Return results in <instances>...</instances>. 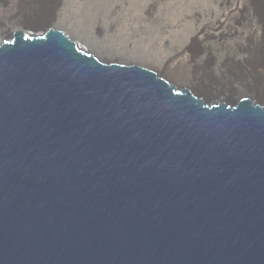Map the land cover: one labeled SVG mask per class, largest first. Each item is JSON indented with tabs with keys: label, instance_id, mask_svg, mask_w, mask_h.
Returning a JSON list of instances; mask_svg holds the SVG:
<instances>
[{
	"label": "water",
	"instance_id": "water-1",
	"mask_svg": "<svg viewBox=\"0 0 264 264\" xmlns=\"http://www.w3.org/2000/svg\"><path fill=\"white\" fill-rule=\"evenodd\" d=\"M155 77L4 42L0 264H264V109Z\"/></svg>",
	"mask_w": 264,
	"mask_h": 264
},
{
	"label": "bare ground",
	"instance_id": "bare-ground-1",
	"mask_svg": "<svg viewBox=\"0 0 264 264\" xmlns=\"http://www.w3.org/2000/svg\"><path fill=\"white\" fill-rule=\"evenodd\" d=\"M70 1L11 0L8 8L6 5H1L0 47L4 42L13 41L16 32L22 31L23 35L36 38L45 37L52 29L54 32L63 33V36L72 41L80 52L93 56L100 64L126 68L138 67L150 71L156 74V79L165 81L169 88L175 87L174 94L184 89L189 90L192 97L202 100L204 102L203 106L208 107V109H211L212 106L217 107L225 104V108L229 107L230 110H234L240 102L245 100H250L252 107L258 106L264 109V102L258 99L264 93L257 86L248 85L244 77L236 78L235 81L229 79L230 81L219 82L214 81L213 74L208 75L209 77H206V80H198L191 76L180 78L177 70H173L169 68V64H165L168 62L154 65L160 73L155 68L145 64L143 53L138 48L126 46L122 41H120V44L115 42L116 33L113 31L115 26L113 18L115 16L110 9L128 8L126 0H118L116 3L115 0H106L104 4L101 3L103 0L96 3L90 0L91 2L80 5L81 15L89 17L92 22L89 25L90 27L86 26L85 21L82 22L80 19L79 21L70 17L67 18L68 21L66 22L69 25L66 29H69L70 33L59 27H53L51 22L53 23L58 15V17H61L60 21H63L67 16L65 13L66 6ZM209 2H211L210 11H214L210 18L213 20L200 28L199 33L202 36L209 35L212 37L217 34L220 36V40L224 38H241L244 40V47H235L234 49V57L240 56L236 58V61L250 63L253 56H257V54L264 56V0H209ZM155 5H157L155 2L147 6L140 5L141 13L139 16L141 20L148 22L149 18H153ZM104 9L109 10V12L106 13ZM245 26L249 28L246 29ZM39 29L41 31H38ZM243 31L248 32L250 37H245L247 34ZM248 43L250 44L246 47ZM252 45L255 47V51L252 50ZM230 51L231 49L221 51V54H226V56H221L220 59L231 58L228 55ZM252 51L254 52L252 53ZM262 71L264 73V68H262ZM223 78L220 77V79Z\"/></svg>",
	"mask_w": 264,
	"mask_h": 264
},
{
	"label": "rangeland",
	"instance_id": "rangeland-1",
	"mask_svg": "<svg viewBox=\"0 0 264 264\" xmlns=\"http://www.w3.org/2000/svg\"><path fill=\"white\" fill-rule=\"evenodd\" d=\"M0 1V6L6 5L7 8L11 4V0ZM91 1L96 3L101 0ZM91 1L71 0L66 6L65 13L67 16H65V19L60 21L61 17H58V15L55 21L51 22L52 26L55 28L59 27L70 33V30L66 29L69 26L66 23L68 21L67 18L70 17L75 18V20L80 19L82 22L85 21L86 26L90 27L89 25L92 24L90 18L81 15L79 8ZM126 1L128 2V8L117 7L110 9L115 16L113 18L115 21L113 31L116 33V39L114 40L119 44L122 41L126 46L138 48L143 53L142 56L146 65L159 71L154 65L168 62L165 64H169V68L177 70L180 78L191 76L198 80H206V77H209L208 75L213 74L215 77L214 81L219 82L235 81L236 78L244 77L248 85L257 86L264 93V73L262 71V68H264V56L257 54V56L255 55L251 58L250 63L236 61V58L240 56L234 57V49L235 47L243 46L245 44L244 40L241 38H224L223 41L220 40V36L217 34L213 35L212 38L209 35L205 37L199 33L202 26H206L207 23L213 20L210 19L214 11H210L211 2L209 0ZM105 2L106 0L101 1L103 4ZM116 2L118 0H115ZM152 2L157 3L153 13L154 16L149 18L148 22H145L139 16L141 13L140 5L147 6L150 3L152 4ZM103 6L105 7L106 5ZM105 12L108 13L109 10H105ZM38 31L41 30L39 29ZM245 33L247 34L245 37H250L248 32ZM224 49H231L228 54L231 58L220 59L221 56H226V54H221ZM252 50L255 51L253 45ZM220 77L224 78L220 79ZM252 78L253 80H251ZM258 99L264 102V95Z\"/></svg>",
	"mask_w": 264,
	"mask_h": 264
}]
</instances>
